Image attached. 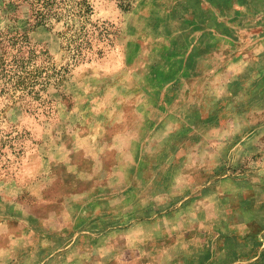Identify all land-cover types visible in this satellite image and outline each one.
<instances>
[{"label":"rangeland","instance_id":"obj_1","mask_svg":"<svg viewBox=\"0 0 264 264\" xmlns=\"http://www.w3.org/2000/svg\"><path fill=\"white\" fill-rule=\"evenodd\" d=\"M90 2L88 26L109 33L76 64L64 19L38 26L29 4L0 0V30L48 52L50 81L32 105L0 95V250L22 208L54 225L66 198L103 193L104 225L78 233L91 238L76 264H264V0ZM243 190L253 226L226 235L229 212L250 215Z\"/></svg>","mask_w":264,"mask_h":264},{"label":"trees","instance_id":"obj_2","mask_svg":"<svg viewBox=\"0 0 264 264\" xmlns=\"http://www.w3.org/2000/svg\"><path fill=\"white\" fill-rule=\"evenodd\" d=\"M14 3H27L31 6L33 18L38 26L47 25L50 20H65L69 27L65 33L66 48L72 51L75 63L88 62L95 54L93 41L97 35L107 36L108 30L90 28L87 23L94 13L90 0H12ZM71 22V23H70ZM48 52L32 45L26 33L7 28L0 30V95L10 96L13 101L30 102L40 98L38 86L45 73ZM96 53H100L96 52ZM50 76H48L49 78ZM27 103V102H26Z\"/></svg>","mask_w":264,"mask_h":264},{"label":"crops","instance_id":"obj_3","mask_svg":"<svg viewBox=\"0 0 264 264\" xmlns=\"http://www.w3.org/2000/svg\"><path fill=\"white\" fill-rule=\"evenodd\" d=\"M260 190V188H255L254 191L250 190V192L247 193L245 190H243V193H240V199L242 200V204L240 203V206L242 205L241 208L243 209V211H245V213L248 212V214L250 215H248V218H246L245 220H238V222L233 223L231 219L233 211L229 212L226 217H224L223 223L225 227L222 232H224L226 235H229L231 230L233 229L244 231V233L250 231V216H255L257 214V207H259V205L254 202V199L256 197L253 196V192H258ZM183 196L181 197L182 201H185L188 198H191L192 200L198 199L197 194L195 193L184 196V198ZM86 197L87 195L84 197L77 196V199H73L72 196L66 198L64 207L66 210V215L68 217H66L64 220H58V222L54 219V225L46 222H41L38 216L33 214L29 209L26 210L25 208H22L17 215L11 217V219H17L18 221L22 222V226L17 227L15 233H13L14 239L12 240L13 243L10 244L11 246L0 250V257L2 255L6 256L8 262L13 264L14 259H12V261L10 262V257H8L7 255L12 256L11 251H13L14 244H16L17 246H19L20 254L21 250L26 253L22 257L20 255L15 257L17 260L21 259V264H76L71 259L73 250H78L81 256H83L84 254L86 257L88 253L85 254V251L88 249L87 245L91 238L90 235L85 234L81 235L78 238V233H84V231H82L81 229H84V227L89 224L92 225L91 229L95 228L96 231H98L99 228L104 225V221L100 220L102 219L100 216L101 213L104 212L103 208L106 195L104 196L103 193L98 194L94 196L90 201H88L87 205L83 206ZM260 199L261 202L264 203V198L261 197ZM116 200V197H114V201ZM247 202H251V205ZM244 203H247V206L244 207ZM89 206L90 209L92 207H95V211L89 210ZM253 211L255 212V215H251V212ZM88 213L93 216H89ZM131 215L133 214L129 212L128 219L130 220H128V224H126L129 225V227H131L133 223L135 224L137 220V217L131 219ZM118 218L117 222L113 223V230H116L117 227L122 226L121 219ZM259 225L260 224H256V226L258 227ZM209 229H212V227L210 226ZM260 229L261 231H263L264 225L260 226ZM116 241H119V239H116ZM130 241L133 240L130 239ZM128 245L131 244L129 243ZM117 254L120 256V251H117Z\"/></svg>","mask_w":264,"mask_h":264}]
</instances>
